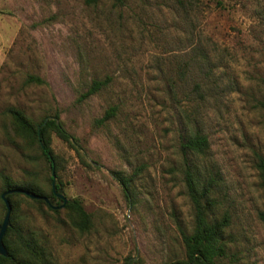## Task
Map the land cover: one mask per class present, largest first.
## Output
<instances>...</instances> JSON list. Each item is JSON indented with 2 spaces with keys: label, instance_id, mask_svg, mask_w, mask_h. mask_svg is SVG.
Wrapping results in <instances>:
<instances>
[{
  "label": "rangeland",
  "instance_id": "rangeland-1",
  "mask_svg": "<svg viewBox=\"0 0 264 264\" xmlns=\"http://www.w3.org/2000/svg\"><path fill=\"white\" fill-rule=\"evenodd\" d=\"M94 80L106 84L81 98ZM262 101L264 0H0V175L50 193L54 169L7 110L35 122L57 115L75 145L51 134L55 182L92 222L81 232L64 210L22 201V223L53 264L184 260L187 164L209 188L210 219L230 218L217 264H264ZM194 132L208 147L184 153ZM113 172L132 177L128 193Z\"/></svg>",
  "mask_w": 264,
  "mask_h": 264
},
{
  "label": "trees",
  "instance_id": "trees-1",
  "mask_svg": "<svg viewBox=\"0 0 264 264\" xmlns=\"http://www.w3.org/2000/svg\"><path fill=\"white\" fill-rule=\"evenodd\" d=\"M101 0H84L87 5H95ZM115 3H121L123 0H113ZM182 0H179L181 2ZM219 3V2H217ZM29 81L43 83L38 77H29ZM106 81L94 80L89 89L81 95L86 98L102 88ZM264 108V101L260 103ZM115 107H109L104 115L99 119L102 123L115 115ZM9 113L16 133L31 145H37L41 157L48 163L50 169L57 170L55 157L51 148V134L55 133L61 140L75 145V138L69 135L63 128L58 116L53 118H43L35 122L27 117L17 108H9ZM208 147L207 136L199 132L184 137L181 148L184 153H203ZM259 171L261 185L264 187V157H259L256 162ZM116 179L123 186L126 193L129 192L131 176L125 177L120 172H113ZM52 177H49V181ZM0 222L6 211V205L1 197L2 193L10 190L20 189L30 194L42 195L53 199L49 202L43 199H33L24 192H11L6 194V198L11 205L10 222L3 236V244L7 250V255H0V264H53L46 248L37 237V235L26 228L21 220V203L23 200H31L33 203L45 205L55 213L64 210L72 225L79 231L85 232L91 228L92 222L90 215L85 211L79 199L69 200L64 206H60L63 201L58 198L50 188V193L45 194L37 180L34 178L25 181L16 182L9 175H0ZM184 184L186 194L191 202L193 209V226L190 233L182 232V242L185 250V259L175 263L167 264H217V260L226 256V241L224 231L229 226L230 218L224 213L220 218L210 219L209 211L213 207V200L209 199V188H198L197 180L192 168L187 164L184 169ZM61 182L56 183V190L61 188ZM53 202V203H52ZM258 218L264 222V207L258 212Z\"/></svg>",
  "mask_w": 264,
  "mask_h": 264
},
{
  "label": "water",
  "instance_id": "water-1",
  "mask_svg": "<svg viewBox=\"0 0 264 264\" xmlns=\"http://www.w3.org/2000/svg\"><path fill=\"white\" fill-rule=\"evenodd\" d=\"M52 189H53V193L58 197L60 198L63 203L60 205V206H53L54 208H60L62 206H64L67 202H68V199H66L62 193H60V189L59 191L56 190V182H55V173H54V170H52ZM11 192H24L25 194L29 195L31 198L33 199H43L44 201L46 202H49V198L45 197V196H42V195H37V194H30L29 192L27 191H24V190H20V189H14V190H10V191H7L5 193H2L1 194V197L6 205V214L4 216V219L2 221V223L0 224V255L2 256H6L7 255V250L3 244V236L7 230V227H8V224H9V216H10V212H11V205H10V202L9 200L6 198V194L8 193H11Z\"/></svg>",
  "mask_w": 264,
  "mask_h": 264
}]
</instances>
